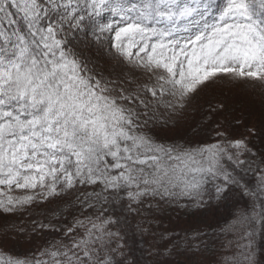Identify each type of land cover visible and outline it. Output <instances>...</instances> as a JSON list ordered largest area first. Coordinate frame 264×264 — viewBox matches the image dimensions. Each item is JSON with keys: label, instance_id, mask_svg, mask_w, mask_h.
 I'll return each instance as SVG.
<instances>
[{"label": "snow or ice", "instance_id": "1", "mask_svg": "<svg viewBox=\"0 0 264 264\" xmlns=\"http://www.w3.org/2000/svg\"><path fill=\"white\" fill-rule=\"evenodd\" d=\"M249 86L264 87V0H0V213L80 209L3 231L62 238L0 264H138L125 237L148 229L128 214L182 201L229 213L212 264H262L264 124L226 102ZM161 239L151 264H206L199 232Z\"/></svg>", "mask_w": 264, "mask_h": 264}, {"label": "rangeland", "instance_id": "2", "mask_svg": "<svg viewBox=\"0 0 264 264\" xmlns=\"http://www.w3.org/2000/svg\"><path fill=\"white\" fill-rule=\"evenodd\" d=\"M95 55L94 53L92 54ZM99 67L103 68V61L100 62ZM227 104H232L236 100L241 101V113H245V107L259 105V113L253 114L249 124H256L258 127L264 121V87H240L234 88L231 91H226ZM219 98V97H218ZM234 98V99H233ZM240 99V100H238ZM238 100V101H237ZM175 132V131H174ZM184 136V130L176 131ZM165 134L164 132H161ZM171 133H168V135ZM177 134V133H176ZM178 135V134H177ZM19 194V193H13ZM67 198L52 197L49 201L34 203L26 212L21 215L2 214L0 213V225H8L7 229H0V234L5 230H10L12 225H23L27 228L32 227V221H39L51 218L54 224H61L69 220L56 219L57 212L62 211L63 204L66 203ZM155 204V202H153ZM186 201H182L181 205H166L160 204L159 207L149 208L144 206L140 215L128 214V218H133L130 221L131 230H135L137 225L141 228H147L148 231L141 236L139 232L133 239L125 237V241L129 247H133V255L138 261V264H151V259L148 252L154 251L155 246H166L168 241L162 240L161 236H179L185 235L191 237L197 232L201 234L202 239L208 245L207 250L202 255H197L194 259L198 262H206L212 264L214 259H219L220 254L224 251L220 242L223 237L219 233V228L224 225L225 221L230 219L226 207L223 205L213 204L211 208L196 209L186 205ZM60 205V206H59ZM60 208H57V207ZM57 208V209H56ZM55 214V215H54ZM134 215V216H133ZM54 216V217H53ZM57 220V221H56ZM67 228V227H65ZM131 235V231L129 232ZM16 234L8 237V243L0 245V251H3L5 257L11 256L13 258H23L24 256H31L37 253L39 249L47 247L48 243L53 240L62 238L58 232H53L51 229H45L40 234L29 232L28 235L22 236L20 242L16 243ZM133 241V243H131ZM131 244V246H130ZM259 240L257 241V251L259 253ZM260 259V256L257 257ZM171 259L186 260V257H172ZM143 261V263H142ZM264 264V260H262Z\"/></svg>", "mask_w": 264, "mask_h": 264}, {"label": "trees", "instance_id": "3", "mask_svg": "<svg viewBox=\"0 0 264 264\" xmlns=\"http://www.w3.org/2000/svg\"><path fill=\"white\" fill-rule=\"evenodd\" d=\"M238 100H240V99H238ZM241 105H242L241 101H238V103H237L236 100H235V101L232 102V104L228 105L229 106V111L235 116H243L246 119L247 123H249L251 121L250 119H251L253 114H258L260 112L259 109H258L259 105L257 106V105L253 104L252 108L250 106L249 107H245L247 109V111H245V113L242 114L240 110L243 107H241ZM262 124H264V121L262 122ZM158 134L160 136L165 135V134H163L161 132H158ZM169 136H173V137L181 136V133L175 131V132H171V134H169ZM165 142L171 143L172 141L171 140H167ZM178 142L183 143L184 140L180 139ZM59 206L57 208H60ZM61 206H62V211L57 212L56 215L54 214L55 218L59 219V220L60 219L69 220L70 221L69 223L67 221H65V222H62L61 224H54L55 222L51 221V218H49V217H46V219L42 220V222L45 223V224L54 225L55 227L62 228V229H64L65 227L71 226L73 224V222H74V218L79 215L80 209L78 207L70 206L67 203H65V204H63ZM131 219H132V221L134 220L133 218H130V219L128 218V220H131ZM131 243H133V241ZM130 246H131V244H130ZM133 246H134V243H133ZM133 253H135V252H133ZM142 263H143V261H142Z\"/></svg>", "mask_w": 264, "mask_h": 264}]
</instances>
